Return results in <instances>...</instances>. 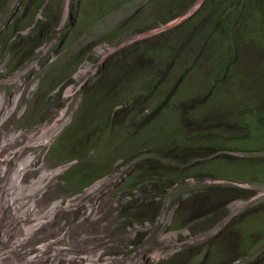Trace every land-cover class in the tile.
<instances>
[{
	"label": "rangeland",
	"instance_id": "obj_1",
	"mask_svg": "<svg viewBox=\"0 0 264 264\" xmlns=\"http://www.w3.org/2000/svg\"><path fill=\"white\" fill-rule=\"evenodd\" d=\"M66 1L71 0H0V166L12 171L17 163L19 165L28 161L24 169L28 171L20 173L18 183L21 189L34 190L31 195H36V208L39 212L45 209L48 212V215L42 217L34 216L33 225L22 223L21 228L32 227L35 230L37 220H46L53 215L52 220L32 234L22 246L30 250L31 256H35L31 264H49L52 259H59L64 264H80L77 259L67 261V255L76 253L79 256L93 252L98 254L95 264H188L185 260L186 252L191 250L208 257V264H234L239 261L242 264H264V238L254 250L243 256L244 259H240L241 250H234L230 254L222 250V261L210 259L215 254L206 250L210 242L217 243L223 249L232 237L227 245L238 249L234 239L240 236L235 232L238 226L251 229L255 223H259L264 228V186L258 185L257 180L234 179L228 173L231 166L239 168V165L230 163L239 162L241 157L246 156L244 151L253 149L255 141L248 126L228 121L233 116L236 94L232 88L224 87L225 84L230 85L223 83L228 78V72H223L217 79L220 84L223 83L224 97L229 98L227 103L223 102L221 92L216 93V86H211L205 92L209 80H196L190 92H166L170 91L169 86L179 81L177 76L182 75L184 67L178 65L176 60L171 61L167 49L161 50L167 56L160 58L155 67L156 47L160 46L161 41L153 38L158 30L163 32L176 21L166 25L157 22L165 13V10L158 8L159 0H110L108 8L104 0H75L76 8L68 13L69 17L78 11L74 19L66 16ZM200 1L194 0L188 14L193 12L191 9L198 6ZM23 15L34 17L37 23L41 21L43 24L36 32L43 43L29 62L26 56L32 31H23L17 25ZM151 23L154 25L148 27ZM133 24L135 28L126 32L125 28ZM84 28H88L86 34ZM106 39H110V44L116 48L111 55L118 53L114 59L108 57L112 50L105 51V56L99 53L100 50L91 49L89 52L90 42L98 43V40L101 42ZM240 42L234 50L237 70L245 63L250 66L264 65L263 49L255 45L249 51L242 48ZM189 50L195 51V48L190 46ZM85 54L81 65L73 70L76 62ZM109 58L108 64L112 67L106 62V68L111 69L117 78L120 73L123 76L116 81L121 89H130L128 84L131 80L137 88H150L146 94L139 92L140 97L133 91L136 95L130 93L131 99H127V103L115 105V109H119L127 104V117H133V130L138 128L128 140L136 141L143 135L151 137L152 127L160 125L155 116H144L145 113L154 115L152 110L155 102H160L166 111H171L169 106L176 104L179 118L192 127L194 137H200L205 125L210 129L200 140L205 148L200 149V153L192 152L193 172L201 168L198 163L206 161L212 164L207 174L200 178H188L184 184L170 187L164 192L146 188L142 190L141 184L132 183L138 160L125 161L127 156L124 149L116 145V154L121 157L116 164V171L95 180V174L111 168V163L102 167L103 163L109 162L110 145L103 140L99 145L95 143V137L82 129L76 109L82 100V92L97 90L99 69L105 66ZM171 73L173 76L167 81V86L159 91L166 93L156 101L157 88L166 85L165 78ZM239 84V88L243 89L242 81ZM198 86L202 89L198 91L202 92L196 93L195 87ZM111 92L107 97L127 93L121 90ZM263 94L261 91H250L245 99L264 101ZM97 95L95 93L91 106L98 113L101 104ZM171 96L176 99L168 104L172 101ZM145 107H148V111L143 113ZM194 113L202 115L200 121L190 116ZM178 123L183 128L180 119ZM54 125L58 127H54L57 130L52 138L42 143L44 130ZM79 131L75 144L74 135ZM227 141V147H223L222 144ZM199 154L202 159L197 161ZM0 171L3 172L1 168ZM11 175L7 180L0 178V201L9 194L15 195L14 191L19 192L8 182ZM239 186L251 190L252 197L239 200L240 196L247 193L240 190ZM190 191H195L198 198L209 197L211 202L195 208L196 204L188 195ZM143 198L153 204L148 209L153 213L150 218L138 215ZM15 202V206L20 203L19 200ZM21 205L26 209L27 199L21 200ZM4 206V202L1 203L0 209ZM28 208L26 212L30 214L33 204ZM184 212L191 213L193 217L195 212L207 217L214 213L212 218L215 220H219L220 212H224L227 217L220 224L214 225V228L205 225L207 220H200L191 224L189 229L185 228L190 230L185 233V229L180 227L187 218ZM27 214L15 213L21 219L20 222L28 220ZM172 216L177 231L169 228ZM230 217L233 218L224 225ZM168 218L171 220L168 221ZM9 228L13 230L12 233H8ZM21 228L10 210L0 214V255L21 238L22 232L24 237L21 240L26 239ZM250 235L258 239L262 237L259 233ZM48 242L51 243L42 253L44 258L36 257L38 247ZM20 246H12L11 251ZM167 249H172V252L166 256L155 258L152 255L155 251ZM14 255L19 262L23 261L17 253ZM24 256V260L29 262L28 254ZM4 264L12 263L6 261ZM84 264H87L86 259Z\"/></svg>",
	"mask_w": 264,
	"mask_h": 264
},
{
	"label": "trees",
	"instance_id": "obj_2",
	"mask_svg": "<svg viewBox=\"0 0 264 264\" xmlns=\"http://www.w3.org/2000/svg\"><path fill=\"white\" fill-rule=\"evenodd\" d=\"M159 1L158 8L165 10V13L157 21L161 23H166L183 15L194 3V0ZM104 3L108 8L110 0H104ZM33 12H35V7ZM33 23L34 17L28 18L23 15L18 20L17 25L24 30ZM154 23H151L148 27L153 26ZM42 25L41 21L38 22L29 36L27 62L34 58L35 50L43 42L36 33ZM132 28H135L134 24L125 28V31L129 32ZM153 39L161 41L160 46L156 47L154 56L155 67L158 66L160 58L167 56V54L161 53L162 49H167L172 58L179 56L183 52L186 53L182 54L185 55V59L191 58L189 63L176 60L178 65L184 67L182 75L177 76L179 81L169 86L168 89L170 91H165H174L176 93L193 91L191 87L196 80L202 79L201 71H207L209 83L206 85L207 90L205 92L209 91L211 86H216V93L219 94L221 92L224 98L223 102L227 103L229 98L224 97V87L232 88V91L236 94L233 116H230L228 121L239 122L248 126L249 130H252L254 134L253 137H255L252 146L264 150V101L260 99L247 101L245 99L250 91L264 92V65L250 66L249 63H245L240 70H237L234 62V50L237 48L239 41H241L240 46L249 51H252L255 45L264 50V0H203L199 9L187 20L180 25L158 33ZM105 41H110V39ZM190 46L194 47L195 51L189 50ZM174 47H177V49L173 50ZM117 55L118 53L111 56V58L114 59ZM194 55L198 58L194 57ZM85 57L86 54L80 61L76 62L73 70L78 67ZM111 58L106 60L105 66L99 69L100 76L96 84L97 90L94 92H82V100L78 108L81 126L95 137L97 145L100 144L101 140L105 141V144L109 142L110 149H115L116 145H119L124 149L127 161L133 158L138 160L132 183L141 184L142 190L143 188L158 189L160 191L167 190L166 188L170 187V185L179 183L187 177L186 168L181 167L179 173L171 174L166 169L167 163H185L180 160L183 149L197 150L205 148V145H201L200 140L209 133L210 129H207V125H205L201 130L200 137H194L191 131L192 127L187 125L181 117L179 118L176 104H172L174 102L173 99L176 98L171 96L172 101L168 102V104H172L169 106L172 109L171 111H166V107H163L160 102H155L154 110H152L154 115L144 114L146 117L155 116L160 124L152 127V136L143 135L142 138L136 141H129V136L138 131V128L133 130V117H127V104L119 109H115V105L127 103V99H131L129 97L130 93L132 96L136 95L133 91L137 92L138 97H140L139 92L146 94L150 88L145 86L137 88L134 81L131 80L128 84L130 89L127 87L121 89L120 85L116 83L118 79L123 77L121 73L119 78H117L111 73V69L106 68V62L108 66L112 67L108 64ZM174 60L171 59V61ZM227 72L228 78L223 83H229L230 85L225 84L223 87V83L220 84L217 79L220 74H226ZM172 76V73L169 74L165 78L166 85L157 88L158 90L155 92L156 101L162 98L163 93H166L159 91H163L167 86V81ZM240 81H242L243 89L239 88ZM98 90L106 92H99ZM119 90L127 93L107 97L112 93L111 91ZM198 90L202 89L199 86L195 87L196 93ZM95 93L100 95H97L101 104L98 113L93 111L91 106ZM140 104L141 106L143 105L142 102ZM147 109L148 107H145L142 110L143 113L145 110L148 111ZM194 114L190 116L197 117V120L200 121L202 115L200 113ZM92 116L98 117L92 118ZM179 119L183 124V128L178 123ZM146 130L148 129L146 128ZM80 132L74 135L75 142ZM211 145L215 144L212 143ZM227 145L228 141L222 144L223 147H227ZM120 158L116 153L111 152L110 157H108L109 162L102 164V167H106L111 163V168L106 171L101 170L98 175L108 176L114 173ZM236 173L242 178L254 177L255 179L259 177V174L252 168H239ZM262 181L264 182V177Z\"/></svg>",
	"mask_w": 264,
	"mask_h": 264
},
{
	"label": "clouds",
	"instance_id": "obj_3",
	"mask_svg": "<svg viewBox=\"0 0 264 264\" xmlns=\"http://www.w3.org/2000/svg\"><path fill=\"white\" fill-rule=\"evenodd\" d=\"M69 2H70V7H69ZM69 2L66 1V5H67V14H66V16L67 17H68V13L69 12H72L76 8L75 0H71ZM202 2H203V0L200 1V3L198 4V6H196L195 8L193 7L191 9V11H193V12H191L190 14H188V11H189V9L191 7L183 15H181V16H179L177 18L171 19L170 21H167L165 23V25L168 24L171 21L176 20L175 23H173L171 26L166 27L165 30H168V29H170L172 27H175L177 25H180L182 22H184L185 20H187L190 16H192L199 9V7L201 6ZM66 5H65L64 8H66ZM68 7H69V9H68ZM77 12L72 13L69 17H71L72 19H74L75 16H76V14H77ZM178 18H183V19H181L179 21V20H177ZM83 23H84V20H83ZM36 24H37L36 19H34V23L30 27L24 29L23 31H26L27 29H29V31H32L34 29V27H35ZM87 29L88 28H84L85 34L87 33ZM165 30H163V31H165ZM161 31L162 30H158V33H160ZM42 43H41V45H42ZM91 44H94V45H91ZM91 49H93V50H100L99 53L102 56H105L104 55L105 51H111L112 50L113 52L109 53L110 55L108 57H110L116 51L115 50L116 48H114L110 44L109 41H101L100 42L99 40H98V43L95 42V41L90 42V44H89V52L91 51ZM102 49H104V50H102ZM36 50H35V54H36ZM172 59L189 63L191 58L185 59V55H179V56H176V57H174ZM80 65H81V63L78 65V67ZM78 67H76V68L78 69ZM200 74L202 76V79H199V80H207V76H208V72L207 71L202 70ZM79 105H78V108H79ZM78 108L76 109V111L78 110ZM76 111H75V113H76ZM75 144H77V141L75 142ZM109 151L116 153L115 149H110ZM241 151H244V150H241ZM192 152H196V153L198 152V153H200V149H197V150L183 149L182 150V157H181L180 160H183L185 163H175V162H169V163H167L166 169L169 170L171 174H177V173H179L181 167L187 169V177H185V179L183 181L179 182V183H176L174 185H170V187L184 184L188 180V178H194V177L200 178L202 175L208 173L207 171L209 170V167L212 164H210V163H208L206 161L205 162H202V163H198L201 166V168L199 169L198 172H196V173L193 172L194 171V166H193L194 159L192 157ZM244 152H245L246 156L241 157L239 162H231L230 165H239V168H252V169H254L259 174V177L255 178V179H254V177H251V178H242V177H239L238 174L236 173V170L239 169V168H236L235 169L232 166H231V170L228 173L230 175H232V178H234V179H239L241 181H244V180H247V179L257 180L258 185L264 186V182L262 181V179L264 177V150H260L258 148H253V149H250V150H245ZM134 159L135 158H133L131 160H134ZM199 159H202L201 154H199V158H197V161ZM125 161H127V159ZM129 161H127V162H129ZM17 166H18V163H17L16 167ZM0 168L3 170V172L0 171V178H6V180L8 179V176L10 174H12L13 170L15 169V168H13L12 171H10L5 166H3V167L0 166ZM27 171L28 170H25L24 173H26ZM95 177H96L95 178V180H96L97 178L100 179V178H103V177H106V176H102V175L99 176L98 173H97V174H95ZM170 187H167L166 189H168ZM238 188L240 190L244 191V192H246L248 190V188H244V187H241V186H239ZM151 191H158V189L151 190ZM164 191H166V190H164ZM26 192H27V190H26ZM13 194H15V195H10L9 194L6 197V199L0 201V204L3 203V202L6 203L5 206L0 209V214H2L5 210H10L13 213V215L15 216L17 222L20 223V228H21V224L22 223H27L28 225L35 224V221L32 220V218L34 216L42 217L47 212L46 209L43 210L42 212H39L37 210V208H36V201H37V199H36V195L35 194H33V195H30V194H28V195H21V193H19L17 191H14ZM188 195L191 196L193 202L196 204V207L195 208H201V206L203 204L207 205V204H209V202H211L209 197L198 198L195 191L194 192L193 191L188 192ZM252 195H253V192L251 190L250 191H247V193H245L244 195L240 196L239 200H241V199H243V200L250 199L252 197ZM17 198H25V199H27V208L31 204H33V209L30 208V214H27V212H26L27 208L26 209H21V208L18 207V205L15 206V204L11 202L12 200L17 199ZM52 205L50 206V208L52 207ZM152 205H153L152 203H149L147 200H145V198H143L142 199V203H141V208L139 210L138 215H140L143 218H150L151 216H153V213H151V212L148 211V209ZM175 205L176 204H174V206ZM18 209H19L20 212H18ZM157 209H158V207H156V210ZM21 212H24V213L27 214V217H28V220L27 221L20 222L21 219L19 220L16 217L15 213L20 214ZM184 215H186L187 218H186L185 222L183 224H181V226H180L182 229H185V228H188L189 229L192 225L196 224L200 220H207L206 223H205V225L208 226L209 228H214L213 227L214 225L220 224L227 217V214L224 213V212H220V218H219V220H215L216 218H212V216L214 215V213H213V215L208 216V217L202 215L201 213H196V212H195V217H193V215L191 213H187V212H184ZM191 217H193V218H191ZM52 218H53V215L47 217L46 220H44L43 223H41L40 225H38L35 228V230H34V232H32V234H34L35 232L39 231L45 224H47L50 220H52ZM232 218L233 217H230L224 223V225L226 223H228ZM170 220H171V218H168V221H170ZM251 222H253V221H251ZM169 228L171 229V231H177L176 230L177 227L174 225V216H172V220L170 222ZM188 229H185V233H189L190 230H188ZM235 230H236L235 232H237V233L240 234L239 237H236V236L234 237V239L237 242V246L239 248L237 249L236 246L229 247L227 245V243L231 239H233V237L232 238H229V240L227 241V243L223 247V249H221V247L218 246L217 243L210 242L208 244V247L206 248V250L211 251V252H213L215 254V256H210V259H218V260L222 261L223 258L220 256L223 253L222 250L229 251L228 254H230L234 250L235 251L241 250L240 259H244L245 257H243V256L244 255H247L250 251L254 250L261 243L262 239L264 238V228L261 225H259V223H255V227L254 228H251V229L248 228V227H245V226H238V228L235 229ZM12 231H13L12 229H10V228L8 229V233H12ZM21 231H22V228H21ZM215 232H217V230H215ZM251 233H259V234L262 235V237L260 239H258L256 237L251 236L250 235ZM30 236L26 240H24V242L21 244V246H20L19 249H15V250H12L11 251L12 246L18 245L19 240L24 237L23 236V232H22L21 238L18 241H16L11 246V248L8 251L5 252L6 255H5V253H3L2 255H0L1 264H4V262H6V261L7 262H11L12 264H16V262H17V264H22L23 261H24V254H23V252H27L28 259H29L28 264H31L34 261L35 256H31V253H29L30 250L28 248L22 247L26 242L29 241ZM244 237H245V240H244ZM6 239H7V236H6ZM50 243L51 242H48L47 244L40 245L38 247L39 253L36 255V257L38 256V257H40V259H43L44 257L42 256V253L46 250L47 246ZM65 249H69V248H65ZM171 252H172V249H167V250H164V251H155L152 255L155 258H158V257H161V256H166V255L170 254ZM14 253H17L19 256H21L23 258V261L19 262L17 260V258L15 257ZM93 254H94L95 257H94V261L91 264H95V262L98 260V257H97L98 254L95 253V252H93V253H83V254H80L79 256H76V253H69L67 255L66 260L67 261H70L72 259H77V261L80 264H84L85 263V259L88 258V257H91ZM5 256H6V258L3 259ZM14 259L16 261H14ZM185 260L187 261L188 264H198V263L208 264V257L206 258V256H203L202 254L199 253V251H195V250L187 251L186 252V258H185ZM242 263H243L242 261H239V262H236L234 264H242ZM49 264H64V262L61 263L59 259H56V260L55 259H52ZM127 264H130V263H127Z\"/></svg>",
	"mask_w": 264,
	"mask_h": 264
},
{
	"label": "bare ground",
	"instance_id": "obj_4",
	"mask_svg": "<svg viewBox=\"0 0 264 264\" xmlns=\"http://www.w3.org/2000/svg\"><path fill=\"white\" fill-rule=\"evenodd\" d=\"M54 127H58L57 125H54V126H52V127H49L48 129H46V130H44V132H43V134H42V138H41V142L42 143H47L48 141H49V139L50 138H52V136H53V133L57 130L56 128H54ZM51 128H53V130L51 129ZM51 129V130H50ZM44 141V142H43ZM26 166H28V161H24V162H22V163H20L17 167H16V169L14 170V172L12 173V175L9 177V180H8V182H9V184H10V186L11 187H13L14 189H16V190H18L19 191V193H21V195H28V194H30L31 195V192L32 191H34V190H30V189H28V188H23V189H21V185H19V183H18V180H19V176H20V173L21 172H23L24 171V169L26 168ZM42 176H44V175H42ZM41 182V181H40ZM37 184L39 183V182H36ZM39 184H42V183H39ZM37 186V185H36ZM25 187V186H24ZM30 187V186H29ZM38 187V186H37ZM40 187V186H39ZM34 188V187H33ZM32 188V189H33ZM9 190H10V193H12V190L9 188ZM26 190H27V192H26ZM0 197H1V195H0ZM16 200H19L20 201V203L18 204V205H20V208L21 209H25L24 207H22V205H21V200H26L25 198H17V199H14V200H12L11 202L12 203H16L15 201ZM3 204V203H2ZM6 203L4 202V205H5ZM29 210V208H27V210L26 211H28ZM45 215H48V212H46L45 214H44V216ZM39 219H42V218H39ZM44 219V218H43ZM44 222V220H37V225H40L41 223H43ZM22 229L24 230V233H25V235H26V239L32 234V232H33V228L32 227H29V228H27V229H25L24 227H22ZM26 239H24V240H26ZM24 240H19V242H18V244L19 245H21L23 242H24ZM17 249V248H16ZM14 250V249H13ZM23 254L24 255H26L27 254V252H23ZM25 257V256H24ZM27 257V256H26ZM94 254L91 256V257H88V258H86V260H87V264H91L93 261H94ZM24 263H22V264H28V261L27 260H24L23 261ZM0 264H1V261H0Z\"/></svg>",
	"mask_w": 264,
	"mask_h": 264
}]
</instances>
